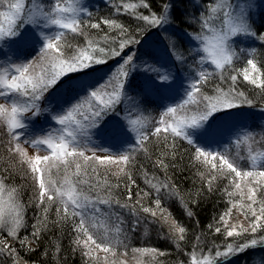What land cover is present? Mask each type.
<instances>
[{"label":"snow or ice","instance_id":"obj_1","mask_svg":"<svg viewBox=\"0 0 264 264\" xmlns=\"http://www.w3.org/2000/svg\"><path fill=\"white\" fill-rule=\"evenodd\" d=\"M137 6L135 3H124L123 9L126 13L135 15L138 20L152 27L162 28L169 22L166 14L171 7L169 3L164 2L162 4L163 13L160 16H157L155 12H150L146 16L131 11L136 9ZM139 6L148 7V4L140 0ZM9 7L14 11L8 17V26L5 28L0 25V100L4 101V103H0V120L5 121L9 133V139L6 144H3V147L11 159L27 165V171L31 175L32 186L37 192L38 204H43L46 200L52 202L53 197H56L63 204L62 209H57L58 215H61L64 219L78 218V222L73 223V229L83 239L77 238L75 243L80 245L82 249H87L85 252L86 255H91L93 248L109 253L114 250L117 244L126 247L125 241L127 236L124 235L123 239L119 238L122 230L118 225L115 229L117 233L116 239L112 240L102 237L100 243H97V239L94 238L93 232H90V228L95 229V226L100 223L101 217L108 220L113 215L112 208L114 205H119L121 208H128L136 215V223H139L141 214H147L145 219L151 217L158 223V211L161 214L165 212V209L160 207V199L157 197L155 200V209L143 206L139 199L134 202V205L127 203L120 204L119 200L112 198L114 189L118 188L119 185H109L106 182L104 184L96 181L90 182L87 176V169H85L84 173H81V165L77 161L82 158L86 165L91 161L93 166H103L105 168H109L112 165L130 166L133 163L131 153L141 147L143 141L147 139V136L138 134L139 139L135 143V146L126 149L128 154L113 156L111 152H108L105 156H98L93 151L92 155L86 156L85 151L81 149H87V145L81 144L77 140V133L84 134L82 126L75 120L73 113L79 111L82 104L87 103L90 108L95 109L91 112L92 126L98 124L103 119V116L107 115L114 105L120 101L121 92L131 71V69L126 70V66L132 63L134 53L129 54L124 59V63L119 66L115 75L107 82L106 86L112 87L111 92L105 91V86L89 91L88 96L78 104L72 105L70 110L62 115L52 116V119L62 126L59 129L60 135H53L51 132H48L43 137L38 138L26 130L29 126V121L34 120L40 114L39 101L45 93L53 89L64 75L83 71L84 69L92 67L94 64L106 63L107 59L119 56L120 51L111 49L108 53H105L104 48L93 49L92 43H89L84 48L74 50V54L67 58L60 59L64 55L61 41L64 40L66 34L71 32L83 35L81 22L84 18H91V12L82 0H72L67 6H65L64 0H52L51 5L46 10L43 6L36 5L35 0H32L27 14H25L24 2L11 4ZM116 10L117 12L120 11L119 5H117ZM217 12H222L223 16L227 17L229 23L228 30L216 31L212 29L213 35L211 38L197 35L193 39L200 40L205 44L204 51L208 52L211 63L217 69H224L225 65L231 66L233 57L236 56L229 42L230 39L237 35L255 36V33L252 32L247 22V11L244 5H237L234 11H226L221 5L209 6V17L215 16ZM6 15V13L0 12V16ZM209 17L202 14L200 18V24L205 30H208L210 23ZM102 22L110 27L120 29V35L126 36V39L120 41L119 48L121 50L128 44L138 43L136 39L127 35L128 30L123 25L109 19H105ZM87 27L99 29L100 24L91 23ZM25 29H28V31L25 32ZM22 33L24 34L22 35ZM261 38L264 39V36ZM36 43H40L41 46L38 51L40 55L35 60L17 63L20 59H13L17 55L15 50L16 45ZM68 47L71 48L72 45L69 44ZM90 52L93 54H89ZM173 55L177 60L183 62L182 58L174 50ZM46 57L49 58L48 65L41 67L40 73L34 74L35 68ZM236 58L239 59L238 56ZM203 62L201 61V63ZM247 65L250 66L252 72H259L253 59H248ZM142 70L148 74L155 73L156 80L163 85H170L174 80V76L170 71L156 68L154 65L145 64L142 66ZM240 74L251 84L264 88V81H260L257 84V79L250 75L248 67L244 68ZM236 78V75L230 77L233 82H235ZM206 79L207 75L201 69L197 74L196 80L188 85L186 96L191 97L193 92H198L199 82ZM217 92L218 97L215 99L204 97V99L209 101L205 105V110L199 116L192 117L190 122L173 120L172 123H169L161 119L159 126L155 127L153 134L159 135L163 132L173 136H183L188 140L189 144L193 145L194 159L201 161L205 165H210L209 172H211V169H217L219 165L220 171H225L226 169L229 173H234L236 178H239L242 176V173L234 165V162H230L225 158L224 154L216 152L215 150L208 151L205 147L197 143V135L207 132L206 125L208 124L209 117L213 113L240 106L236 101L239 97H242V93L234 94V90L224 93L219 88ZM124 98L126 100L130 99L127 94H124ZM247 103L251 104V101H247ZM175 113L176 108L170 107L164 115L171 116ZM173 123L175 126H173ZM189 129H191V132H189ZM201 129L204 131H199ZM132 130L136 131L135 128ZM192 137H195V139ZM24 145H28L37 150L42 149L49 154L29 156L27 148ZM101 151L108 150L101 149ZM252 159L255 162L256 157H252ZM50 160L53 161V164L48 163ZM57 164L65 173H68V169L72 164H75L76 169L74 173L65 175L60 187L56 186V182L50 176L45 180V173L50 167ZM157 164L163 166V161H157ZM94 170L95 167H93ZM121 173H124V167H120L116 175H120ZM2 176L3 170H0V177ZM69 176L77 177L76 182L73 183ZM243 176L245 178H252V183L256 185L254 188H249L250 195L248 196L252 204H256V191L258 188L264 187V184L256 178L259 177L264 180V171H247L243 173ZM128 181L130 184H135L130 174H128ZM153 187L159 193L160 188L167 190L168 185L161 184L160 187L153 185ZM235 188L240 189L239 182L235 183ZM3 190L4 182L0 178V193ZM14 192V189H10L9 201L3 202L7 203L8 210L6 211L3 206H0V227L6 228L8 235L13 240H16L18 230L26 227V225L23 221V206L13 197ZM128 199L131 200V188H128ZM0 202H2V196H0ZM229 214L230 212L225 213L221 217L227 236H241L249 231V229L237 225L229 228L226 219ZM245 215L250 220L251 232H257L258 229L264 227V223H262L264 221V202L259 205L258 209L252 208L250 204ZM116 219L118 221L120 220L118 216ZM164 219L167 221V217H164ZM134 227L135 224L133 225ZM170 227L178 234L185 232V229L177 226L175 221H171ZM238 228L239 230H237ZM33 229L32 235L38 238L39 228L33 225ZM220 230L219 227L215 229L217 232H220ZM180 239H183V235H180ZM19 243L21 247H24L26 238L19 239ZM257 245L264 246V238L260 240L253 238L236 247L228 245L224 252L218 251L216 257H223L224 260L221 261V264H226V260L231 255L244 251L249 247H256ZM133 251L156 252L155 249H134ZM4 255L12 260V264H19L16 249L6 242L0 243V256ZM191 260L192 264H217L215 258L209 259L203 257L198 259L195 253L192 254Z\"/></svg>","mask_w":264,"mask_h":264},{"label":"trees","instance_id":"obj_2","mask_svg":"<svg viewBox=\"0 0 264 264\" xmlns=\"http://www.w3.org/2000/svg\"><path fill=\"white\" fill-rule=\"evenodd\" d=\"M164 2L171 5L166 14L169 21L171 20L180 32L198 34L202 30L200 24L202 14L209 17L211 0H199V6L189 4L191 0H143V3L148 4V7L139 6L140 0H109L99 4L90 10V19L84 18L82 20L83 35L68 32L64 40L61 41L63 49L67 48L65 58L74 54V50L84 48L89 43H92L93 49L104 48L105 53L115 49L120 51V55L107 59L106 63L94 64L83 71L72 73L74 74L72 77L86 76L104 68L107 70V76L98 78L94 87L107 85L119 66L124 63V59L133 53V60L138 58L139 53L145 48L144 45L149 39H153L152 36H155L161 28L149 26L138 20L135 15L126 13L123 4H137V8L131 10L137 14L147 16L150 12H155L157 16H160L163 13L162 4ZM117 5L120 6L119 12L116 10ZM105 19L114 20L123 25L128 30L127 35L136 39L138 43L128 44L121 50L119 48L120 41L126 39V36L120 35V29L104 24L102 21ZM91 23H99L100 28L87 27ZM256 34L261 41H257V51L252 59L259 69V72H255L256 76L254 77L259 84L260 81H264V39L261 38L264 36V24L257 26ZM176 40V47L180 52H189L184 42L178 40V37ZM69 44L72 45L71 48L68 47ZM89 54L93 53L90 52ZM133 63L134 61L127 65L126 70L132 69ZM246 67L249 68L247 62H237L226 67L223 74H213L209 71V74H206L207 79L199 85L201 97L217 98L218 88L224 93L234 90V94H243L236 101L240 106L264 108V88L251 84L240 74ZM233 75L237 77L235 82L230 79ZM130 76L132 77V72H130L127 81L130 80ZM69 78L65 77L63 80H59L57 85L65 86L68 83H64V81ZM247 101H251V104ZM204 102L206 105L209 101L204 99ZM230 111L232 110L215 112V115L212 118L209 117V120H217ZM110 114H113L112 111L103 117L107 118ZM240 141L243 139H239L235 143L238 148L241 145ZM142 147L123 178L109 177L104 181L109 185H119L118 188L114 189L112 198L119 200L120 204L134 205V202L139 199L143 206L155 209V200L158 197L161 201L160 207L165 209V212L161 214L158 211V223L151 217L145 219L147 214H141L139 223H136L135 214L128 208L119 207L129 218L125 222L126 227L123 223L122 234L119 237L123 239L124 235L127 236L126 247L117 244L113 252L104 253L102 256H97L94 253L85 254L86 250L75 243L77 233L73 229V223L78 222V218L64 219L58 215L57 209L63 208V204H59L58 201L57 203L38 204L37 194L31 192L30 187L23 180L22 173L14 170L15 164H11L5 155L1 156L2 152L0 151V170H3L1 178L16 189L21 196V203L25 209L24 223L26 225L18 231L16 240L9 238L0 241V243H9L16 249L19 264H116L112 262L115 260L112 256L113 253H118L117 255L127 254L130 250L141 247L156 250L155 253L147 252L149 259L146 264H192L191 256L193 253L197 255L198 259L203 257L215 258L217 264H221L224 258L216 257L218 251L224 252L228 245L236 247L253 238L257 240L264 238V227L252 233L250 220L245 215L244 222L242 221L237 226H242L249 231L241 236H227L224 222L221 220L225 213L230 212L227 217L233 215V212L239 211L240 215L245 213L250 204L252 208L258 209L259 205L264 202V193L255 196L256 204H252L249 199L240 201L238 190L233 184L230 186L228 181L220 180L196 165L192 158V154H194L193 145L181 136H176V138L160 137L158 139L150 137ZM233 154H235L234 151H231L229 156H233ZM157 161H163V166L157 164ZM235 164L237 165V163ZM237 168L241 170L238 165ZM128 174L135 181L134 185L129 183ZM94 181L104 184V182ZM161 184H167L168 188L167 190L160 188L158 193L153 185L160 187ZM128 188H131V200L128 199ZM164 217H167V221ZM109 220L111 223L113 222L112 219ZM171 221H175L177 226L183 227L185 232L183 234L176 233L170 227ZM134 224L135 227L133 228ZM33 225H36L40 230L38 238L32 235ZM217 227L221 229L220 232L215 231ZM228 227L231 228L232 226L228 225ZM112 234L115 235V233ZM139 234L142 236L139 237ZM106 235L102 237L108 239L109 236H112ZM180 235H183V239H180ZM116 237L117 234L114 236V240ZM25 238V246L21 247L19 239ZM141 244L144 246H140ZM249 249L264 253V246L249 247L231 255L226 260V264H240ZM0 264H12V260L6 255L0 256Z\"/></svg>","mask_w":264,"mask_h":264},{"label":"rangeland","instance_id":"obj_3","mask_svg":"<svg viewBox=\"0 0 264 264\" xmlns=\"http://www.w3.org/2000/svg\"><path fill=\"white\" fill-rule=\"evenodd\" d=\"M106 1L109 0H82V2L87 5L89 11ZM18 2L25 3V14H27L32 0H0V12L7 14L6 16H0V25L5 28L8 26V17H10L14 11L10 9L9 6ZM71 2L72 0H64L65 6ZM35 3L38 6H43L46 10L47 7L51 5L52 0H35ZM189 4L200 5L199 0H191ZM210 5H221L226 11H234L237 5L245 6L247 11V22L252 32L255 33V36L237 35L230 39L229 42L232 49L236 53V56L239 57V59H237L236 56H234L232 64L247 62L248 59H252L257 51V41H261L256 34V28L258 25L264 24V0H211ZM209 19L210 23L208 25V30L202 28L198 34L180 32L173 25L171 20L164 25V27L160 28V31L156 32L155 36H152L153 39H149L144 45L145 48L139 53L137 56L138 58L133 60L134 63L130 71L132 72V77L130 76V80L126 82V86L124 85L120 101L110 110L113 114L108 115L107 118L103 117L98 124L92 126L91 112L95 109L90 108L87 103L82 104L79 111L73 113L75 120L82 126L84 134L81 135L77 133V140L81 144L87 145V149H81L85 151L86 156L92 155L93 151H95L98 156H105L108 152H111L113 156L128 154L126 149L135 146V143L139 139L138 134L146 135L147 139L143 141L141 147L131 153V158L134 159L142 150L143 144L148 141L150 137H156L157 139L160 137L176 138V136L163 132L159 135L153 134L155 127L159 126V121L161 119L169 123H172L173 120L190 122L192 117L199 116L205 110L204 98L201 97L202 95H200L199 91L193 92L191 97L186 96L188 85L196 80L197 74L201 69L204 70L205 74H209V71L213 74H223L226 67H228V65H225L224 69H217L215 65L211 63L208 52L204 51L205 44L200 40L193 39V37L197 35L211 38L213 35L212 29L216 31L228 30V19L223 16L222 12H217L215 16H210ZM27 31L28 29H25V32ZM23 34L24 33H22V35ZM177 37L178 40L184 42L189 52H180L176 47ZM40 46V43L30 45L18 44L15 49L17 55L13 57V59H20L17 63L35 60L40 54L38 52ZM170 46L172 47L170 48ZM173 50L182 58L183 62L176 59L173 55ZM62 51L64 55L60 57V59L65 58L67 48L63 49L62 47ZM201 61L204 62L201 63ZM48 63L49 58H44L41 64L35 68L34 74L40 73L41 67H46ZM145 64L154 65L156 68L170 71L174 76V80L170 85L159 83L156 80L155 73L148 74L142 70V66ZM30 71L32 70L30 69ZM249 72L253 78L256 76V73L252 72L251 68ZM73 75L72 73H68L61 77L60 80H63L65 77H70L72 79H66L64 83L67 82L68 84H65V86L56 85L40 99V114L36 116L34 120L29 121V126L26 130L28 133L38 138L43 137L48 132H51L53 135H60L59 129L62 126L53 120L52 116L62 115L70 110L72 105H76L84 100V98L88 96V92L96 88L94 87V83L97 79L107 76V70L101 68L95 73L87 74L86 76L81 75L72 77ZM202 81L203 80L199 82V85ZM102 86H105V91H112L110 86ZM124 94H127L130 99L126 100ZM0 103H4V101L0 100ZM170 107L176 108V113L171 116L164 115ZM231 110L232 111L224 114L217 120L210 119L206 125L207 132L197 135V143L205 147L208 151L215 150L216 152L224 154L225 158L230 162H234L235 166L238 165L241 167V170H238L241 171L242 176L236 178L233 173H229L226 169L225 171H220L219 165L217 169H211V172H209L210 165H205L201 161L195 160L194 154H192V158L201 169H205L208 174L211 173L220 180H224L225 182L228 181L230 186H232V184L235 186V183L239 182L240 189H237L239 200L243 201L244 199L247 200L250 195L249 188L256 187V185L252 183V178H245L243 173L247 171H264V108L257 109L248 106H239ZM214 115L215 113H213L211 118ZM173 126H175L174 123ZM133 128H135L136 131H133ZM199 131L203 132L204 130L201 129ZM189 132H191V129H189ZM181 137L184 138L183 136ZM192 138L195 139V137ZM8 139L9 133L7 125L5 121L0 120V142H3L0 143L1 156L5 155L6 159L9 160L11 164H15L13 166L14 170L16 169L22 173L23 180L26 181L31 192L33 191L34 194H37L32 186L31 175L27 171V165L11 159L3 147V144H6ZM239 139H243V141H240L241 145L238 148L235 143ZM24 147L27 148L29 156L37 154L43 156L49 154L42 149L37 150L28 145H24ZM235 148L237 149L235 150ZM101 149H107L108 151H101ZM231 151L235 153L233 156H229ZM252 157H256L255 162ZM48 163L53 164V161L50 160ZM77 163L81 165V173H84L85 169H87V176L90 182L92 180H97L105 183L106 181H104V179L107 180L109 177L123 178L129 168V166L123 165H112L109 168L93 166L91 161L86 165L82 158L78 160ZM235 163H237V165ZM93 167H95L94 171ZM120 167H124V173L116 175ZM75 170V164H72L68 169V173H65L57 164L48 169L45 173V180L50 176V178L56 182V186L60 187L65 175L74 173ZM69 178L72 179L73 183L76 182L77 177L69 176ZM256 179L264 184V180L261 178L257 177ZM3 182L4 190L0 193V196H2L0 206H3L7 211V203L3 202L9 201V190L14 188L6 181ZM14 190L13 197L22 205L21 196L16 189ZM263 193L264 187H260L256 191V196L263 195ZM57 201L59 204H62L56 197H53L52 202L57 203ZM52 202L46 200L45 204ZM22 206L24 221L25 209L24 205ZM112 213L113 215L109 218L113 220L112 223L109 219L105 220L101 217L100 223L95 226V229L90 228V232H93L94 238L97 239V243H100L102 236L106 234H108L106 236L112 235L111 237L109 236L108 239L114 240V236L117 234L115 230L117 225L121 230H123V223L126 227L125 222L129 218L121 211L118 205L113 206ZM244 215L245 213L240 215L239 211L233 212V215L227 217V224L230 226L240 225ZM117 216L120 218L119 221L116 219ZM21 229L22 228L18 231ZM105 229H107V231H105ZM112 233H115V235ZM138 236L140 237L142 234ZM9 238L11 237L8 235V230L4 227H0V241L4 239L8 240ZM77 238L83 239V237L78 236V234ZM140 246L144 245L141 244ZM138 249L146 248L141 247ZM85 250L87 251V249ZM133 250L134 249L122 255H117V252V254L113 253L114 255L112 254V256H114L113 259L115 260L112 262L116 264H146L149 259V254L147 252H134ZM92 253L97 256H102L105 252L93 248ZM240 264H264V253L262 251L249 249L243 256Z\"/></svg>","mask_w":264,"mask_h":264}]
</instances>
